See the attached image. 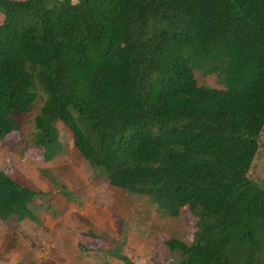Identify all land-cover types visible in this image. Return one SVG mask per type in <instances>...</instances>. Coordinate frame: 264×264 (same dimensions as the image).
<instances>
[{"label": "trees", "instance_id": "obj_1", "mask_svg": "<svg viewBox=\"0 0 264 264\" xmlns=\"http://www.w3.org/2000/svg\"><path fill=\"white\" fill-rule=\"evenodd\" d=\"M0 141L39 106L34 144L59 134L109 187L195 220L163 264H264V0H0ZM195 72L223 86H199ZM43 192L0 170V221L40 223ZM98 253L159 264L125 246ZM145 260V261H144Z\"/></svg>", "mask_w": 264, "mask_h": 264}, {"label": "rangeland", "instance_id": "obj_2", "mask_svg": "<svg viewBox=\"0 0 264 264\" xmlns=\"http://www.w3.org/2000/svg\"><path fill=\"white\" fill-rule=\"evenodd\" d=\"M195 78L199 86L223 88L214 75L195 72ZM38 112L36 106L16 115L18 132L0 141V170L23 186L48 194L64 216L52 220L43 215L38 224L14 218L0 221V264H121L86 249L105 251L123 242L128 256L135 252L141 259L163 264L169 261L166 238L191 243L195 220L188 212L171 218L149 198L107 186L105 172L93 169L64 131L59 134L58 155L45 160L43 150L34 144ZM259 141L250 176L264 188V129Z\"/></svg>", "mask_w": 264, "mask_h": 264}, {"label": "crops", "instance_id": "obj_3", "mask_svg": "<svg viewBox=\"0 0 264 264\" xmlns=\"http://www.w3.org/2000/svg\"><path fill=\"white\" fill-rule=\"evenodd\" d=\"M36 204L38 205V206H40L41 207V209H42V212H41V215H40V217H41V219H42V216L43 215H48L52 220H59L60 218H62L63 216H64V211L63 210H61L57 205V207L59 208V210L61 211V216H58V217H55V218H53V217H51V213H52V211L50 210V209H48L47 208V205H46V203L43 201V200H40V199H37L36 200ZM40 219V223H41V220ZM26 221H28V220H26ZM30 222V221H29ZM34 224H38V223H34ZM100 250V249H99ZM99 250H97V251H90V250H87L86 249V251L87 252H98ZM102 250V249H101ZM102 255V254H101ZM103 256V255H102ZM103 257H105V256H103ZM111 259V258H110Z\"/></svg>", "mask_w": 264, "mask_h": 264}]
</instances>
